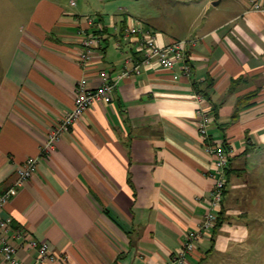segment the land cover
<instances>
[{
    "label": "crops",
    "instance_id": "0c3cea01",
    "mask_svg": "<svg viewBox=\"0 0 264 264\" xmlns=\"http://www.w3.org/2000/svg\"><path fill=\"white\" fill-rule=\"evenodd\" d=\"M129 1L0 0V197L17 168L38 159L0 217L67 257L43 264H166L203 223L214 189L208 149L226 143L222 202L187 262L264 264V0H175L172 30L162 16L134 17ZM137 22L160 46L185 41L184 62L142 66L126 37ZM98 34L84 67L82 40ZM101 71L117 81L112 102L93 104L41 156L81 81L96 89ZM253 92L255 103L232 121L237 100ZM199 112L212 120L204 135ZM37 256L17 252L25 264Z\"/></svg>",
    "mask_w": 264,
    "mask_h": 264
},
{
    "label": "built area",
    "instance_id": "2783aa9c",
    "mask_svg": "<svg viewBox=\"0 0 264 264\" xmlns=\"http://www.w3.org/2000/svg\"><path fill=\"white\" fill-rule=\"evenodd\" d=\"M74 5V3H72ZM256 9H262L260 5H255ZM126 37H134L139 51H142L144 67H160L165 70H171L177 63L184 62L185 41H176L174 43L160 46L157 42L156 35L146 29L140 23H133L127 26ZM101 36L87 35L83 40L84 54L80 60L84 67H87L91 61V55L100 45ZM183 68L188 71L189 67L184 65ZM134 72L139 73V66L134 67ZM130 71L125 70L121 77L129 76ZM102 84L96 89H89L86 80H82L76 93L74 107L64 114L58 123L49 129L46 142L41 147V156L51 154L55 149V142L63 135L69 133L73 124L82 116V114L97 102L110 104L113 99V87L117 82L110 81L106 71L99 74ZM117 79V80H118ZM197 103L203 101V97H195ZM202 111V110H201ZM198 125L200 132L206 134L207 126L211 123V118L203 117L199 112ZM208 152L212 159L214 189L211 198L206 201L207 212L204 216L203 223L199 229L187 231L184 236L182 247L173 253L170 261L166 264H188L187 257L196 249L197 243L202 239L205 233L213 227L215 215L211 210L219 208L222 202L224 188L226 184L225 170L229 161V151L221 143L213 144ZM38 159L30 157L26 159L17 168V178L8 193L0 197V209L7 201L8 196L16 193V188L22 187L37 171ZM23 242V245L20 242ZM28 251L36 250L38 252L37 261L43 264L47 260H59L65 262L66 256L59 257L46 242L38 244L35 239L30 237L26 232L15 229L12 226V219H3L0 217V264H25L17 257L19 248Z\"/></svg>",
    "mask_w": 264,
    "mask_h": 264
},
{
    "label": "rangeland",
    "instance_id": "374dc122",
    "mask_svg": "<svg viewBox=\"0 0 264 264\" xmlns=\"http://www.w3.org/2000/svg\"><path fill=\"white\" fill-rule=\"evenodd\" d=\"M119 2L118 4L121 5V1ZM174 2L175 0H138V1L132 0V1L127 2V5L125 7L136 18L148 19L150 17L153 18V17L158 16L160 18V16H162L163 20L165 21L163 20L160 21L157 19V22L161 23L162 26L170 29L172 26L174 27L178 23V19H176V15L173 16V14L175 13V7H173ZM122 4H126V3H122ZM166 10H168L169 12L168 20H166V17H167ZM180 21L181 20H179V22ZM174 30L175 29H173V31Z\"/></svg>",
    "mask_w": 264,
    "mask_h": 264
},
{
    "label": "trees",
    "instance_id": "16d2710c",
    "mask_svg": "<svg viewBox=\"0 0 264 264\" xmlns=\"http://www.w3.org/2000/svg\"><path fill=\"white\" fill-rule=\"evenodd\" d=\"M99 36H102L100 34H98ZM200 93H203L204 94V91H200ZM204 96H207V94ZM257 97L256 93L253 92V93H249L247 95H244L242 97H240L237 102H236V105H235V108H234V111H233V114H232V117H231V120L234 121V120H237L238 117H239V114L241 111H243L244 109L246 108H249L251 107L255 102L253 101L255 98ZM215 112H216V109H215ZM217 117V114L215 113V118ZM223 144V143H222ZM224 148L226 150L229 151V148H228V145L226 143L223 144Z\"/></svg>",
    "mask_w": 264,
    "mask_h": 264
}]
</instances>
